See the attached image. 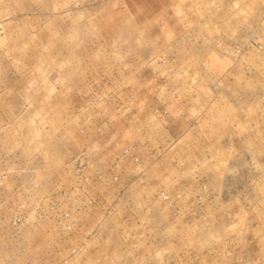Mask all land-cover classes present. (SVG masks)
Wrapping results in <instances>:
<instances>
[{
	"label": "rangeland",
	"instance_id": "374dc122",
	"mask_svg": "<svg viewBox=\"0 0 264 264\" xmlns=\"http://www.w3.org/2000/svg\"><path fill=\"white\" fill-rule=\"evenodd\" d=\"M0 264H264V0H0Z\"/></svg>",
	"mask_w": 264,
	"mask_h": 264
}]
</instances>
